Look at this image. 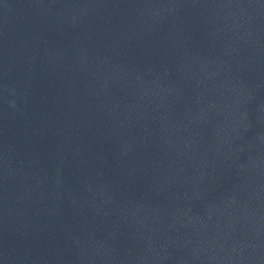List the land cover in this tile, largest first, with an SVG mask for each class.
Listing matches in <instances>:
<instances>
[{
  "label": "water",
  "instance_id": "95a60500",
  "mask_svg": "<svg viewBox=\"0 0 264 264\" xmlns=\"http://www.w3.org/2000/svg\"><path fill=\"white\" fill-rule=\"evenodd\" d=\"M0 264H264V0H0Z\"/></svg>",
  "mask_w": 264,
  "mask_h": 264
}]
</instances>
